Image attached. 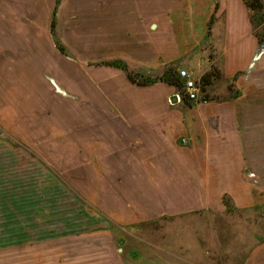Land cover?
Here are the masks:
<instances>
[{
  "label": "crops",
  "instance_id": "1",
  "mask_svg": "<svg viewBox=\"0 0 264 264\" xmlns=\"http://www.w3.org/2000/svg\"><path fill=\"white\" fill-rule=\"evenodd\" d=\"M51 1L54 4L52 14L57 13L60 3L55 10L56 0ZM85 1L91 15L93 0ZM103 1L106 33L99 44L108 49L106 62L117 58L130 60L120 49L130 48L137 42L144 31L141 23L157 15L156 0ZM215 1L218 13L224 14L222 47L227 49L223 57L224 77L231 78L242 71L247 75L235 81L238 96L198 106L188 100L184 108L180 109L183 106L179 105L174 108L167 103L173 96L172 86L161 82L138 86L118 69L105 66L102 67L105 78L100 85L101 106H90L91 116L85 121L83 133L71 127L67 131L64 128V138L69 137L64 141L83 143L84 158L99 161V174L108 180L101 183L99 206L116 222L135 225L162 215L182 217L203 213L212 223L226 211L222 202L224 195L231 198L237 209L264 206V73L261 72L260 80L251 78L252 72L259 70L252 69L253 61L263 55L264 42L262 46L258 43L249 21L250 11L243 0ZM261 1L264 5V0ZM2 7L0 125L10 139L19 144L35 145L34 150L40 153V143L44 144L48 138L40 139V125L33 123L24 109L27 93L22 84L28 78L37 77L22 71L20 62H14L15 57H11V27L9 21L5 23L9 19L5 16H10L11 12L10 7ZM55 29L57 34V20ZM41 34L46 38L52 36L50 26ZM40 58L41 67H44L48 60H43L42 52ZM12 63H16L17 68H12ZM41 73L44 78V73L50 74L46 79H57L54 70ZM93 112L98 119H93ZM183 139L190 142L188 146L179 144ZM20 175L26 173L19 168H0V264H12L15 259L11 257L17 252L35 255L32 262L40 264L39 256L45 252L43 242L57 236L45 226L53 223L54 214L53 201L45 196V184L40 183L38 196L34 186L29 188L23 182L12 184L13 177ZM126 176L132 180L122 178V182L118 178ZM134 193L138 195L134 197ZM88 199L92 202V196ZM46 210L47 221L44 219ZM75 213L74 209V218ZM39 215L40 234L37 235ZM209 236L213 241L220 239L218 232H211ZM48 250L52 253L53 247ZM222 252L219 247L186 250L189 263L181 264H233L229 260L223 262ZM194 258L197 263L191 262ZM251 260L252 257L243 264H253Z\"/></svg>",
  "mask_w": 264,
  "mask_h": 264
},
{
  "label": "rangeland",
  "instance_id": "2",
  "mask_svg": "<svg viewBox=\"0 0 264 264\" xmlns=\"http://www.w3.org/2000/svg\"><path fill=\"white\" fill-rule=\"evenodd\" d=\"M92 2L90 15L85 0H60V9L55 12L58 29L57 34L55 29V35L65 49V55H62L53 37L46 38L41 34L46 26H50L53 1H0V8L10 7L11 12L10 16H5V19L9 18L5 23L9 21L11 27V57H15L14 62H20L22 71L37 77L22 81L27 93L24 109L30 120L40 125V139L48 138L44 144L40 143L39 153L34 150L35 145L19 144L10 139L0 125V168H19L25 172L26 175L13 177L12 184L23 182L29 188L34 186L38 196L40 183H44L45 196L53 201V223L45 226L54 230L57 236L43 242L45 252L39 256L40 264H181L189 263L190 256L186 257L185 251L193 252L198 247H219L223 250V262L243 264L252 257L250 262L253 264H264V206L237 209L231 198L224 195L222 202L227 197L229 209L224 205L226 211L212 223L203 213H194L182 217L162 215L135 225L116 222L101 210V183L108 180L99 174V161L84 158L83 143L64 141L69 138H64V128L67 131L71 127L83 133L85 121L91 116L90 106L93 104L97 108L102 103L100 85L105 78L102 71L105 66L101 63L108 60V49L99 43L106 33L103 23L106 8H103V0ZM215 2L156 0L157 15L148 22L142 20L144 31L137 42L130 48L120 49L130 58L124 61L128 70L157 77L166 66L172 65L183 82L190 78L201 86V76L214 68L216 76L192 104L217 103L233 97L237 93L235 81L241 80L246 73L242 71L231 78L224 77L223 57L227 52L222 47L224 14L218 13ZM263 30L261 25L256 28L259 34ZM259 50L255 51L254 57ZM40 52L43 60H48L44 67H41ZM253 64L252 69L259 70H254L250 77L260 80L261 72L264 73V53ZM15 65L12 63V68H17ZM50 70L56 71V80L46 79L50 74L44 73L45 78L40 76L41 71ZM172 93L173 96L167 99L169 105V99L172 102L170 106H183L180 109L187 106L181 97L183 86L180 90L174 88ZM176 96L179 103L173 102ZM205 99L211 101L205 102ZM93 116L98 119L94 112ZM3 138L8 142L5 143ZM189 143L186 139L179 141L183 146ZM118 178L122 182V178L132 180L128 176ZM137 195L133 194L134 197ZM88 196H92V202ZM44 219H49L47 210ZM35 229L39 235L40 215ZM211 232H218L220 239L213 241L209 236ZM50 247H53L52 253L48 250ZM24 253H15L11 257L15 259L12 264H34L35 255ZM191 262L197 263V259Z\"/></svg>",
  "mask_w": 264,
  "mask_h": 264
},
{
  "label": "trees",
  "instance_id": "3",
  "mask_svg": "<svg viewBox=\"0 0 264 264\" xmlns=\"http://www.w3.org/2000/svg\"><path fill=\"white\" fill-rule=\"evenodd\" d=\"M243 2L248 8V10L250 11L249 21L252 27V31L254 35L256 36L258 43L262 46L264 42V30L262 31L261 34H259L256 31V28L260 25L264 26V5L261 0H243ZM59 3H60V0L55 1V10L57 9ZM55 28H56V19H55V11H54L52 15L51 23H50V32L54 39V44L56 48L62 55H65L64 47L56 38ZM101 65L122 70L126 74L127 79L133 84L138 85V86H149V85H153L158 82L165 83L169 86H172L173 88L177 90H180L181 87L183 86V80L181 79L180 75L177 73L176 69L172 65L166 66L162 74L157 77H151L149 75H145L140 72L135 73V72L129 71L126 63L119 59L108 61V62H102ZM216 74H217L216 71L214 70V68H212L209 72L201 76L200 83H201L202 93H204V91L206 90L205 89L206 86L210 83L211 79L216 76ZM234 96H238V93H235ZM181 97H182V101L187 103L188 99L185 97V95L182 94ZM207 100L208 99H205V102ZM208 101H211V100H208ZM228 200L229 199H227V197L223 198L224 205L226 206V208L229 209Z\"/></svg>",
  "mask_w": 264,
  "mask_h": 264
},
{
  "label": "built area",
  "instance_id": "4",
  "mask_svg": "<svg viewBox=\"0 0 264 264\" xmlns=\"http://www.w3.org/2000/svg\"><path fill=\"white\" fill-rule=\"evenodd\" d=\"M201 86L196 84L193 80L190 78H187L183 82V94L189 101H197L200 97L201 94ZM180 99L178 96H176L173 99V102H178L179 103ZM170 105H172V102L169 99Z\"/></svg>",
  "mask_w": 264,
  "mask_h": 264
}]
</instances>
